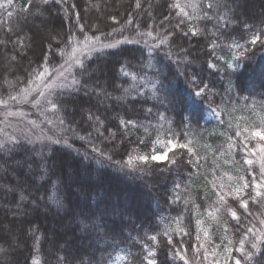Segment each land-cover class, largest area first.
Returning a JSON list of instances; mask_svg holds the SVG:
<instances>
[{
    "label": "trees",
    "instance_id": "1",
    "mask_svg": "<svg viewBox=\"0 0 264 264\" xmlns=\"http://www.w3.org/2000/svg\"><path fill=\"white\" fill-rule=\"evenodd\" d=\"M176 2L198 8H187L192 14L183 19L171 7ZM209 3L216 0H50L47 5L14 0L0 8L2 100L33 80L29 73L40 67L44 55L60 52L57 44L64 48L67 38L82 37L79 25H84V35L101 36L102 45H117L83 56L86 75L74 68L72 79L87 83L72 84L54 110L53 137L59 144L20 140L10 154L0 153V264H110L120 252L126 253L123 264H146L148 259L183 264L172 251L181 244L196 264L198 255L204 257L196 251V235L205 242L203 233H210L212 243L205 242L210 254L226 243L225 236L235 242L248 227L264 228V202L250 199L245 210L226 197L239 221L222 208L217 211L219 185L227 193L251 171L243 163L244 152L237 147L229 151L228 137H234L237 125L261 126L264 117V46L248 43L254 34H264V0H219L227 7L212 9ZM165 32L168 42L156 47L154 37ZM233 45L246 48V55ZM160 81L166 87L157 91ZM204 85L202 96L191 94ZM169 128L180 142L193 141L199 156L177 149L158 165H148L150 171H133L136 164L119 166L130 155L157 153L164 145L157 141L166 144L173 138L171 132L165 136ZM170 159L178 163L172 166ZM41 165L47 177L41 176ZM34 197L42 199L32 202ZM50 197H58L59 204ZM180 229L192 235L181 236ZM251 264H264V244L258 245Z\"/></svg>",
    "mask_w": 264,
    "mask_h": 264
},
{
    "label": "snow or ice",
    "instance_id": "2",
    "mask_svg": "<svg viewBox=\"0 0 264 264\" xmlns=\"http://www.w3.org/2000/svg\"><path fill=\"white\" fill-rule=\"evenodd\" d=\"M14 0H7V4H0V8H7L13 5ZM50 0H43L44 4H48ZM52 3H62L64 0H51ZM221 8V7H227V5H221L219 3V0H216L215 5L212 3H209L207 5L208 9H212L213 7ZM32 7L31 4L27 6V8H24L23 11H28ZM74 7V5L72 6ZM137 7H140L139 3H137ZM171 7L176 10L177 15L182 17L183 19H188L192 13L187 11V8H192L194 11L198 8V5L193 3H188L187 5L181 4L180 2H176L171 5ZM9 17L13 15L12 12L8 13ZM205 18L207 17V14L205 13ZM77 19L79 20V15L77 14ZM183 19L181 20V23H183ZM210 19V18H209ZM223 19V17H221ZM131 23V21H129ZM79 31L81 35L83 36V41H77V43L81 44L82 48H89V50H94L95 45L92 43L100 42L101 36L96 35L93 33L91 37L84 35L85 27L84 25H79ZM124 29H121V32H123ZM192 35H196V31L194 29H190ZM148 36H152V32L147 33ZM264 34H254L250 41L248 42L250 45H256L259 43L260 45L264 46ZM104 39H107V36L104 37ZM154 40H157L158 43L156 44V47H162L168 42V33L165 32L163 37L157 36L154 37ZM125 42H131V41H125ZM119 43V42H117ZM117 45L109 43L104 45L106 48H114ZM58 49H60L59 55L63 57L64 55H67L69 57L68 60H65L64 64H53L52 60L55 59V57L58 55V53H51V57L49 55H44L42 57L43 63L40 65L38 69H33L32 72L29 73V76H35V80L28 79L25 81V87L19 89L17 95H10L9 99L13 101H19L21 97H23L24 102L32 103L34 107H41V101L37 100L35 97H41L43 98V103L45 105H51V108L53 110H57L61 101L60 97L65 94V92L68 90V85L64 83L65 77V66L70 65L75 57V53L77 52V48L72 46V41L70 38H67L64 41V48H61L59 44L56 45ZM239 52L240 55H246L247 49L244 48L241 45H233ZM67 49H71L70 52L67 51ZM240 57L238 56L237 59ZM75 64L79 66L80 74L86 75L88 72V67L85 64V62L81 59H74ZM209 68H215L216 65L209 63L207 65ZM229 68L232 67L231 64L228 65ZM125 76H128V73H124ZM39 82L40 85L43 86L44 89H47V93L43 90L37 89L35 91V97L32 98V100L28 99V92L30 91L27 87L28 84H37ZM17 83H21L19 80ZM72 83L74 85H78L80 87H84V84L87 83V81H84V84L81 83L79 80L73 79ZM193 83H196L195 78L193 79ZM154 87H156L154 85ZM163 81L159 82V88H157V91L160 89L165 88ZM207 88V85H204L203 87L197 86V90L194 93H191L195 97H200L205 93V90ZM56 89H60V91H56ZM79 90V89H77ZM86 90V88H85ZM125 92L128 91V89H124ZM142 93L138 92V95H141ZM188 101L190 102V98H188ZM163 103V101H160ZM169 104L173 107L177 106L178 101L174 99H169ZM0 105L7 108V101L0 99ZM149 112H151V109H149ZM8 115H17V113H8ZM214 115L219 116V113L214 112ZM160 119H166V117L161 116ZM189 120L192 119L191 115L188 117ZM64 121H61L63 123ZM125 125H129L132 122L131 121H124L122 122ZM237 130L234 132V137L229 136V151L237 147L240 151L244 152L245 158L243 160V163L248 166L251 171L248 173L247 177H239L237 181V186L233 188H229L228 192L225 193L223 191L225 185L221 183L219 187L221 188V192L218 193V201L220 207L217 208V211L219 212L221 208L223 211L231 216L233 220L239 221L240 217L237 214V211L232 208L228 204V200L226 197L231 196L234 200L239 201V206L245 210L248 209L249 200L251 199L254 203H262L264 202V117H261V126H249L241 128L239 125L236 126ZM172 133V139H167L165 144V152L164 155H167L169 152H172L174 155L175 150H186L188 155L191 158H196L199 156V152L196 150L194 142L185 140V142H180V139L177 137L176 132H173L171 128H169L165 136H167V133ZM236 139L238 143H233V139ZM54 143L59 144L60 141L56 140L53 141ZM158 143L164 144V141H157ZM255 142V143H254ZM11 144L12 147L10 148L8 145ZM21 145V141L19 138H12L7 137L4 140H0V153L8 152L9 154L15 150L16 147H19ZM242 145V147H240ZM93 151H96V149H93ZM107 159L111 160V156H108ZM161 157L157 155L155 152L151 155H130L127 159V161L124 164L119 165L120 167H127L133 164L138 165V167L133 168V171H140V172H146L150 171L151 169L148 168V165L151 164H157L159 163ZM189 163L197 164L198 161L196 159H190L188 161ZM178 163L177 159H170L168 161V164L175 166ZM168 164L165 166L167 167ZM143 166V167H141ZM41 176L47 177V172L44 169V167L41 165ZM29 168H31V165H29ZM169 171H171V168H169ZM250 177V179H249ZM49 182H50V178ZM228 179L231 180L232 177L228 176ZM179 187V185H177ZM40 197H34L32 202L39 201ZM21 202L25 200V197H20ZM50 200L55 203L59 204V198L58 197H50ZM27 213H25L26 215ZM199 223V222H197ZM260 225L264 226V219L260 220ZM227 229L225 228V232ZM180 235L181 236H191L192 233L190 231L180 229ZM210 233L204 232L203 237L206 243H212L210 240H208ZM152 240H157L156 236L151 237ZM195 240L198 243V247L196 248V251L198 254H200V249L204 248L203 244H199L201 240L200 235L195 236ZM224 241L226 243L222 242L220 245V250L214 249L211 252V255L213 257L212 264H251L254 256L256 255V250H258L259 244H264V228L261 230H254L253 227H248L246 229V232L244 235L240 236L238 240L235 242L231 239H228L227 236L224 237ZM168 243L171 245L173 243L171 237L168 238ZM192 247V245H189V248ZM173 259L177 261H182L183 264H191L190 259L188 258V249L185 248L182 244L180 247H173ZM205 252H207V249H204ZM234 253H239V256L237 257L234 255ZM154 255V253H149V256ZM222 257V261H221ZM207 258L206 256L204 257ZM146 264H154V262L151 259H148L146 261Z\"/></svg>",
    "mask_w": 264,
    "mask_h": 264
},
{
    "label": "rangeland",
    "instance_id": "3",
    "mask_svg": "<svg viewBox=\"0 0 264 264\" xmlns=\"http://www.w3.org/2000/svg\"><path fill=\"white\" fill-rule=\"evenodd\" d=\"M77 41H83V36L80 38H74L72 41V46L77 48L74 59H81L83 56L95 52L97 49L99 51L101 50L100 48L104 47V45H102L103 42L99 43L93 41L92 43L95 45V48L94 50H89V48H82L81 44L77 43ZM119 43L121 44L123 42ZM67 51L70 52L71 49H67ZM58 56L59 59L57 65L64 64L65 60L69 59L67 55L61 57V55L58 54ZM74 59L70 65L65 66L64 83L68 85V88H70L73 84V79L71 76L72 72L74 68L78 66L75 64ZM35 79L36 78L34 76L33 80ZM27 87L30 90L28 92L29 100H32V98L35 97V91L37 89L43 90L46 93L48 91L47 89H44L43 86L39 84V82H37V84H29ZM57 90L60 89H56V91ZM35 98L41 101V107L37 108L34 107L32 103L24 102L23 97H21L19 101H13L9 98L5 99V101H7V108L0 105V140H4L7 137H12L41 145L49 144L54 141L53 135L57 130L56 120L53 118L54 110L51 108V105H45L43 103V98ZM8 113H17V115H8ZM165 150L166 148L164 143V145H160L159 151L156 153L161 157L160 160H164L166 158L167 155H164ZM199 244L204 245V248L200 249V253L202 252L204 257L206 256L207 258L205 259L203 257V260H201L200 256L198 255L195 263L212 264L213 257L211 253L208 254L204 251V249H208V247L205 246V242L200 241ZM214 249L220 250L218 245H216V248H213V250ZM125 258L126 253L120 252L113 258L110 264H123ZM33 264H39L38 260H34Z\"/></svg>",
    "mask_w": 264,
    "mask_h": 264
}]
</instances>
